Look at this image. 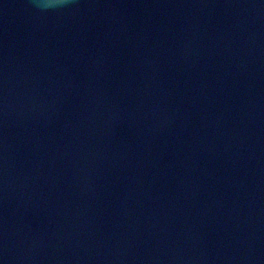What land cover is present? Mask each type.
I'll return each instance as SVG.
<instances>
[{
  "label": "water",
  "instance_id": "water-1",
  "mask_svg": "<svg viewBox=\"0 0 264 264\" xmlns=\"http://www.w3.org/2000/svg\"><path fill=\"white\" fill-rule=\"evenodd\" d=\"M0 264H264V0H0Z\"/></svg>",
  "mask_w": 264,
  "mask_h": 264
}]
</instances>
